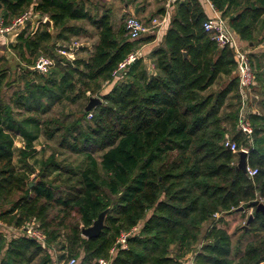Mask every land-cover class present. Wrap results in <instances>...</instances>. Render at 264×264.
<instances>
[{
  "label": "trees",
  "instance_id": "trees-1",
  "mask_svg": "<svg viewBox=\"0 0 264 264\" xmlns=\"http://www.w3.org/2000/svg\"><path fill=\"white\" fill-rule=\"evenodd\" d=\"M211 1L241 42L251 48L264 42V0ZM88 2L0 0L7 24L31 6L49 17L52 28L44 23L34 34L24 30L11 46L26 63L27 52L41 51L56 61L46 74L25 69L24 87L11 100L1 95L8 75L0 69V221L21 230L8 239L0 229V264H59L67 256L75 264H99L101 257L110 264H181L192 252V264H264V215L251 205L264 199V112H249L251 135L238 127L233 135L239 146H248V163L258 169L251 178L236 168L239 153L225 145L230 130L223 123H236L241 109L238 62L230 44L220 46L205 30L203 1L176 0L162 42L147 56L152 69L139 56L117 77L119 64L156 35L131 39L124 23L115 28L110 9L95 15ZM73 20H86L98 32L88 58L70 60L55 51L56 36L89 34L68 25ZM53 27L61 28L57 35ZM250 57L252 88L264 96V52ZM116 78L103 102L73 123L43 117L57 103L89 99L88 92ZM234 99L239 108L224 114ZM60 132L61 147L84 154L85 162L63 165L55 153L35 158L39 138ZM18 137L23 146H16ZM107 208L102 232L85 237L82 229ZM249 208L254 218L245 232L256 238L237 258L231 235L218 224L223 214ZM206 222L212 225L204 238L212 241L201 243ZM30 224L43 231L45 243L22 229ZM135 226L128 247L117 244L111 254L121 233ZM55 243L64 250L57 259L48 251Z\"/></svg>",
  "mask_w": 264,
  "mask_h": 264
},
{
  "label": "rangeland",
  "instance_id": "rangeland-1",
  "mask_svg": "<svg viewBox=\"0 0 264 264\" xmlns=\"http://www.w3.org/2000/svg\"><path fill=\"white\" fill-rule=\"evenodd\" d=\"M89 8L92 9V12L95 15H100V11L98 12L99 8H106V6L113 5L116 10H118V22L119 24H125L126 19L130 15H135L139 18H142L147 23H151L150 18H153L154 16L158 17V14L160 11V8L164 5L163 0H88ZM204 3V7L207 12L211 11L210 5L207 2V0H202ZM129 3L127 5L128 10L132 9L135 6L141 5L142 8H144V11L139 12H133V11H125L124 8L126 3ZM132 6V7H130ZM28 14V20H26L23 24L20 25H11V22L9 23L13 28L6 32L5 35L0 36V69H5L6 74L8 77L4 80V83L2 85L1 89V95L5 100H11V98L15 99V97L18 95L17 92L21 91V89L24 87V73L25 69L28 70H35L40 74H46L49 72V70L54 66L55 59L51 57V55L47 52H39L37 56L30 55L28 52L26 54V58H29L31 63H26L28 61L24 60L22 56L20 55L19 51L16 48H13L11 44L16 45L18 42L19 35L25 30L27 34L31 33L34 34L38 29L43 28V24L46 23V21L49 19L47 15H43L39 12H35L33 7H29L26 9L25 12L22 14ZM21 14V15H22ZM0 15H3L0 11ZM157 15V16H156ZM20 16V15H19ZM18 17V16H17ZM15 17V18H17ZM14 18V19H15ZM153 20V19H152ZM81 25L83 29H88L85 31H89L87 35L83 31L82 34L79 35H73L70 34L67 39H63L61 37H55L57 42V49L55 50L57 55L59 56H65L67 59L74 60L77 57L81 58H88L89 55L92 53V50L94 48V44L98 40V32L97 30L86 20H79V21H70L68 25L72 24ZM152 24V23H151ZM153 25V24H152ZM53 26V23H52ZM60 27L52 29V32L54 35H57V33L60 31ZM155 31L158 32V27H155ZM127 32V31H126ZM155 34H158L156 33ZM241 42V41H240ZM243 48L247 51L252 53H263L264 52V42L260 45L251 48L248 41H242L241 42ZM40 59H44L47 63L45 64V68L40 69V65L38 64ZM148 63V62H147ZM27 72V71H26ZM123 72V71H122ZM121 72V73H122ZM236 75H238V72H235ZM116 77L118 75H115ZM114 79L112 82H105L103 83L101 89L99 91H96L95 93L88 92L89 99H81L78 102L72 103L69 101H64L61 103H57L51 111H49L47 114L43 115L44 118H60L67 123H73L77 118L82 116V111H85V107L89 103V100L91 97L98 96L102 98V95L104 93H107L111 90L113 87L115 81ZM225 80H221L219 82V85H222ZM219 85H215L213 89H218ZM257 85V84H256ZM249 97V105H248V111H260L264 112V107L262 106V99L264 96H261L259 92L251 88V90L248 93ZM233 103L232 105L226 106L223 110L224 114H228L231 112V110H237L239 108V103L237 99L230 100ZM229 101V102H230ZM93 110V109H92ZM91 111V110H90ZM88 112V111H87ZM92 113H90L86 119L84 120V123L86 121H89L91 119ZM226 125V127L229 128V135L227 139H230L233 141V135L235 130L237 131L238 127V121L235 123L233 119H230L228 121H225L223 123ZM234 126H236V129H234ZM63 139L62 132L57 133L56 136L53 139H47L45 135H42L39 140L37 141V153L35 154V158H47L52 153H55V156L58 158L59 161L62 162L63 165H69V166H75L80 165L83 162H85V155L72 152L68 149H65L61 147V141ZM226 139V140H227ZM16 146H23L24 142L20 137L16 139L15 142ZM239 146V145H238ZM241 148H248L247 145L241 144L239 146V149ZM240 153V152H236ZM102 152L96 153V157L100 159ZM239 160V156H238ZM238 160H236V163H238ZM35 175H32L31 178H34ZM54 178V176L52 175ZM261 201L264 202V199L262 197L259 198ZM56 211V210H55ZM53 211V213H55ZM243 211V210H242ZM254 208H249L245 210L244 213L242 212H235L232 214H223L224 216V222H221L218 224L219 227L224 228L230 235L232 239V247L234 250L233 256L239 258L240 255L243 253L246 245L248 242L254 240L256 238V234L254 232L249 233L245 232L249 229L250 223H248V218L251 213H253ZM221 215L218 214L217 217H220ZM211 222H206L202 229V240L201 243L204 241H212V239H205L204 236L208 232V230L211 227ZM243 226L245 229H243ZM0 229L4 231L5 235L8 239H11V237L15 235H19L21 230H14L13 228L8 229L5 224L0 221ZM59 243L62 245V241H65L64 233H62L61 237L58 239ZM65 243V242H64ZM61 245L55 243L52 248H49L48 251L53 255L54 258H57V256L63 254L64 250H62ZM201 245V244H199ZM199 245H197L199 247ZM196 246V248H197ZM239 249V250H238ZM196 250V249H195ZM194 252L189 253L185 257H183L182 262L186 261L189 262L191 259L194 260ZM67 259L68 258L67 256ZM181 262V263H182ZM36 263V262H35Z\"/></svg>",
  "mask_w": 264,
  "mask_h": 264
},
{
  "label": "built area",
  "instance_id": "built-area-1",
  "mask_svg": "<svg viewBox=\"0 0 264 264\" xmlns=\"http://www.w3.org/2000/svg\"><path fill=\"white\" fill-rule=\"evenodd\" d=\"M175 1L176 0H167L166 13L163 17V23L171 20L170 9ZM207 2L210 5L212 14L209 15V18L204 23L205 30L211 34L212 38L220 46L230 44L235 52V56L238 62V73L240 77V94H241V109L238 118V128L242 129V131H244L246 134L251 135L253 132V127L248 117L249 111L247 108L249 105L248 93L252 88V84H254L255 72L252 66L250 52L243 48L237 35L230 29L227 19L223 17L222 13L216 7V5H214V3L211 0H207ZM27 18H28L27 13L22 14L17 18L13 19L11 25L21 26V24H23L26 20H28ZM151 21L153 25L151 23L150 24L147 23L145 20L135 15L128 16L125 22L127 35L131 39L140 38L144 34L151 31V29L158 27L162 23V21L159 20L158 18H154ZM11 25L6 23L3 15H0V36L5 35L6 32L10 31L13 28V26ZM138 57H139L138 51L130 53L128 57L124 61H122L119 64L118 68L114 71V76L121 75V72L124 71L126 67L130 65L132 62H134ZM46 63L47 62L44 59H40L38 63L40 65V69L45 68ZM225 145L235 153L243 150L248 151L249 153V148L239 149L237 142L234 140L232 141L230 139H227L225 141ZM246 170H247L246 174H248L249 177L251 178H253L258 172V169L250 166L249 163L247 164ZM22 229H24L28 233V235L38 239L42 243H45L46 241L45 234L34 224L23 226ZM135 230H137L136 226L131 231L122 232L121 235L118 237L115 246L111 249L110 253L111 254L115 253V248L117 244L121 245L122 248H127L128 237ZM76 262L77 259L75 257H72L70 259L61 260L59 264H75ZM193 262L194 260L191 259L189 262L184 261L181 264H192ZM98 263L110 264V260L101 257L98 259Z\"/></svg>",
  "mask_w": 264,
  "mask_h": 264
},
{
  "label": "water",
  "instance_id": "water-1",
  "mask_svg": "<svg viewBox=\"0 0 264 264\" xmlns=\"http://www.w3.org/2000/svg\"><path fill=\"white\" fill-rule=\"evenodd\" d=\"M46 23L49 25L50 28H52V21L50 19H48L46 21ZM103 102V99L98 97V96H93L90 98L89 103L87 104V106L85 107V111H90L92 110L94 107H96L97 105L101 104ZM247 164H248V151H240L239 153V160L238 163L236 164V168L237 169H241L243 170L244 173L247 172ZM251 205L253 207H255V210L257 212H262L264 215V202L261 201L260 199H256L254 201L251 202ZM241 210H244L243 207L240 208ZM110 208L105 209L104 211H102L100 213V215L98 216V218L94 221V223L89 226V227H84L82 229V234L85 237H94V236H98L105 225V218L107 213L109 212ZM254 218V214L251 213L249 218H248V223H250ZM216 244H219V239L216 241Z\"/></svg>",
  "mask_w": 264,
  "mask_h": 264
},
{
  "label": "crops",
  "instance_id": "crops-1",
  "mask_svg": "<svg viewBox=\"0 0 264 264\" xmlns=\"http://www.w3.org/2000/svg\"><path fill=\"white\" fill-rule=\"evenodd\" d=\"M164 1V5L163 6H166V0H163ZM127 5H129V3L127 2L126 3V5H125V8H124V12L125 11H133V12H139L140 13V11H144V8H142V6L141 5H137V6H135V7H133L132 9H130V10H128V8H127ZM162 6V7H163ZM130 7H132V6H130ZM161 7V8H162ZM161 8H160V10H161ZM100 10V13H103V11H105V10H107V9H110L111 10V13H112V20H113V24H114V26H115V28H119L120 27V25L121 24H119V20H118V10H116L115 9V7L113 6V5H109V6H106V8L104 7V8H99ZM211 9V8H210ZM159 12V14H158V19L159 20H161L162 21V23H161V25H159L158 26V32H156L155 31V28H153V29H151V31H149L148 33H146V34H144L143 36H146V35H149V34H155V32L156 33H158V34H155L156 35V38L153 40V41H150V42H148V43H146V44H144L139 50H138V53H139V56H143V57H145V60L149 63V65L151 66V69H152V67H153V64H152V62H151V59L150 58H148L147 56L151 53V51L154 49V48H156L157 46H159L160 45V43L162 42V40H163V36H164V34H165V32H166V30L168 29V27H169V24H170V21H167V22H164L163 23V17H164V15H165V13H166V10H165V12H161V11H158ZM208 13V15H211L212 14V11H209V12H207ZM157 16V15H156ZM154 18H157V17H153V18H150V21L152 20V19H154ZM142 37V36H141ZM55 259H57V258H55Z\"/></svg>",
  "mask_w": 264,
  "mask_h": 264
}]
</instances>
